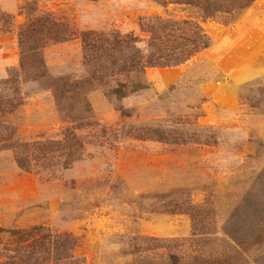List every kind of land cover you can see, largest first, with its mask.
<instances>
[{
    "label": "rangeland",
    "instance_id": "374dc122",
    "mask_svg": "<svg viewBox=\"0 0 264 264\" xmlns=\"http://www.w3.org/2000/svg\"><path fill=\"white\" fill-rule=\"evenodd\" d=\"M2 13L0 96L16 90L19 105L0 123L22 144H56L49 167L30 151L28 171L0 150L1 227L69 232L85 264H264V0L232 21L151 0H0ZM37 16L70 31L42 47L45 76L19 69L17 32ZM154 16L199 22L211 45L147 68L126 98L105 95L115 80L85 82L81 32L131 33L143 47L138 21ZM59 77L82 82L58 99ZM146 127L182 141L137 138ZM71 132L82 145L66 164Z\"/></svg>",
    "mask_w": 264,
    "mask_h": 264
},
{
    "label": "trees",
    "instance_id": "16d2710c",
    "mask_svg": "<svg viewBox=\"0 0 264 264\" xmlns=\"http://www.w3.org/2000/svg\"><path fill=\"white\" fill-rule=\"evenodd\" d=\"M151 1L159 5L174 3L190 6L199 11L203 19L222 16L232 21L256 0ZM9 17L4 13L0 15V32L10 28ZM138 25L141 31L149 34L143 47L138 45L141 39L131 33L84 31L80 34L83 63L86 67L85 82H97L106 86L109 81L115 80V86L105 91L108 98H126L145 89L139 78L147 68L180 66L211 45L209 36L199 22L194 20L154 16L140 18ZM17 37L20 50L19 69L24 68L25 72L31 69L37 75L45 76L46 66L40 52L42 47L49 41L68 40L70 31L62 22L37 16L28 19L27 23L19 28ZM15 74L16 72L4 83L12 84ZM129 77L135 79L130 86L122 80ZM81 82L72 81L68 77L57 78L53 84L56 98H61ZM16 93L15 90L10 98L0 96V116L11 113L19 105ZM141 130L142 133L135 135L139 139H155L173 144L182 141L181 136H174L164 128L146 127ZM12 135V129L0 123V150L10 149L19 168L23 171L31 170L28 159L30 151L37 154V162L42 160V167L50 166L52 145L56 143L22 144L19 140H14ZM66 142L68 143L64 147L68 151V164L78 159L76 153L82 144L80 138L72 132L66 135ZM259 221L264 223V214L258 217L257 222ZM77 244V239L69 232H52L43 226H33L29 229H7L0 226V264H85L84 258L75 255ZM172 264L178 263L174 259Z\"/></svg>",
    "mask_w": 264,
    "mask_h": 264
}]
</instances>
